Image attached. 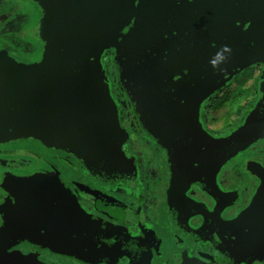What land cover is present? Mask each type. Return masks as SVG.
Returning <instances> with one entry per match:
<instances>
[{"label": "water", "instance_id": "1", "mask_svg": "<svg viewBox=\"0 0 264 264\" xmlns=\"http://www.w3.org/2000/svg\"><path fill=\"white\" fill-rule=\"evenodd\" d=\"M22 2L39 9L40 54L18 63L0 52V142L34 139L73 156L100 180L132 183L134 167L122 151L126 135L102 65L112 50L117 87L142 129L189 181L204 177L198 179L204 190L223 197L220 168L264 137V0ZM257 65L253 108L228 136L213 138L199 121L201 104ZM260 176L247 210L213 232L229 255L246 256L247 264H264V218L258 216L264 169ZM0 190L7 195L0 203V264H44L40 252L61 253L58 242H49L47 217L57 210L55 200L63 214L78 206L58 177L7 174ZM61 245L79 261L77 242Z\"/></svg>", "mask_w": 264, "mask_h": 264}, {"label": "flooded vegetation", "instance_id": "2", "mask_svg": "<svg viewBox=\"0 0 264 264\" xmlns=\"http://www.w3.org/2000/svg\"><path fill=\"white\" fill-rule=\"evenodd\" d=\"M4 3H14L13 7L17 5L25 14L21 34L27 37L31 54L28 57L30 61L34 60L40 54V46L35 41V27L40 19L38 7L22 0H0V5ZM1 38L0 52L22 62L7 50ZM14 39L22 40L18 33ZM113 56L112 50L106 51L102 65L105 70L107 64L115 78L118 97L114 96L113 84L107 79L119 126L126 135L122 151L134 167L132 183L100 180L73 156L34 139L0 142V181L7 174L57 176L78 206L74 210L63 206L68 212L63 214L55 200L58 206L47 217V233L50 244H60L57 251L61 253L40 252L38 260L44 264H247L246 256L229 255L230 250L219 244L213 232L220 230L222 223L246 211L256 190L261 188L264 137L220 168L216 183L223 197L211 196L204 190L206 186L198 181H203L204 177L195 176L196 179L189 181L178 162L171 163L168 151L142 129L129 101L117 87L118 72L113 65ZM253 67L251 86L256 78L259 80L261 71V66ZM234 98L211 96L201 104L199 121L213 138H225L239 127L257 101V96ZM234 100L236 104L232 108ZM172 181L178 185V192ZM5 198L7 195L0 190V203ZM258 216L264 218L263 207ZM76 234L78 240L74 241ZM75 242L79 252L74 256L79 261L61 247L66 244L65 248H69ZM37 253L35 250L33 257Z\"/></svg>", "mask_w": 264, "mask_h": 264}, {"label": "rangeland", "instance_id": "3", "mask_svg": "<svg viewBox=\"0 0 264 264\" xmlns=\"http://www.w3.org/2000/svg\"><path fill=\"white\" fill-rule=\"evenodd\" d=\"M14 3H4V5H0V36L3 40L2 43L7 47V50H9L10 53L13 52L15 56H17L19 61L22 62H28L30 61L31 54L29 53V41H27V37L24 36V34H21V29L25 25V14L20 11V8H17V5H14L16 9L13 7ZM22 21V22H21ZM13 24H19L17 27H15ZM18 33V35L22 38V40L14 39L15 34ZM14 39V40H13ZM12 52H11V51ZM36 54V53H35ZM27 55V56H26ZM105 74L107 78L112 82V91L115 97H118V91L115 88V78L112 77L109 71V67L106 64L105 65ZM243 72L240 74V76L237 77L235 81L230 83V86L228 87V91L235 92L239 86H243V88H248L251 86V82L244 80L246 77ZM244 75V76H243ZM250 89V88H249ZM233 94V93H232ZM251 96V94H250ZM249 96V97H250ZM227 97V96H225ZM241 97H235L234 99H239ZM236 104V101L234 100L232 102V108Z\"/></svg>", "mask_w": 264, "mask_h": 264}, {"label": "trees", "instance_id": "4", "mask_svg": "<svg viewBox=\"0 0 264 264\" xmlns=\"http://www.w3.org/2000/svg\"><path fill=\"white\" fill-rule=\"evenodd\" d=\"M254 69H255V67L250 68L244 72L245 73L244 75L246 76L244 78V80H246V81L250 80L251 81L253 73H254ZM237 77L234 79V81L237 79ZM257 81H258V79L256 78L253 86H249L246 89L243 88V86H239V88H237L235 92L233 91L231 93L228 91L229 89L227 86V88L221 89L219 92H217L215 95H213V97H225V96H227V97H249L250 94H251L250 97H256L257 96Z\"/></svg>", "mask_w": 264, "mask_h": 264}, {"label": "clouds", "instance_id": "5", "mask_svg": "<svg viewBox=\"0 0 264 264\" xmlns=\"http://www.w3.org/2000/svg\"><path fill=\"white\" fill-rule=\"evenodd\" d=\"M219 59H222V57H220L218 55L215 59H213L212 61H210V63L213 64V65H215L218 62Z\"/></svg>", "mask_w": 264, "mask_h": 264}]
</instances>
